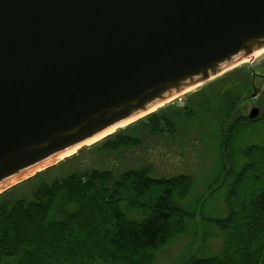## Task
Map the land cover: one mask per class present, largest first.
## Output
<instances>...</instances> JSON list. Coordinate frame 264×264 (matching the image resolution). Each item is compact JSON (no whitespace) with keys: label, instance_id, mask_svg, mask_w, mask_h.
<instances>
[{"label":"water","instance_id":"1","mask_svg":"<svg viewBox=\"0 0 264 264\" xmlns=\"http://www.w3.org/2000/svg\"><path fill=\"white\" fill-rule=\"evenodd\" d=\"M263 47L264 0H0V191Z\"/></svg>","mask_w":264,"mask_h":264},{"label":"trees","instance_id":"2","mask_svg":"<svg viewBox=\"0 0 264 264\" xmlns=\"http://www.w3.org/2000/svg\"><path fill=\"white\" fill-rule=\"evenodd\" d=\"M241 85L222 89L215 109L224 150L217 182L225 190L227 216L212 223L223 242L214 250L205 242V231L203 243L184 256L183 264H236L237 259L264 264V144L251 140L250 130L264 123L246 116L227 122L244 92ZM180 123L154 113L89 148L120 153L141 147L147 136L164 128L175 133ZM115 166L47 179L53 166L0 194V264H155L160 250L187 234L196 219V206L183 205L195 179L155 177L152 164ZM43 175L37 186L24 190ZM41 237L56 248L42 258L29 247Z\"/></svg>","mask_w":264,"mask_h":264},{"label":"rangeland","instance_id":"3","mask_svg":"<svg viewBox=\"0 0 264 264\" xmlns=\"http://www.w3.org/2000/svg\"><path fill=\"white\" fill-rule=\"evenodd\" d=\"M253 56L242 60L203 85L177 96L162 107L159 106L160 108L158 107L159 110L156 113L171 119V122L174 119L181 120L182 123L179 124L180 127L175 133H172L169 128H164L162 132L147 136L141 147L120 151V153L112 155L101 154L88 147L82 148L79 154L59 162L55 168H52V172L50 171L51 173L46 176L47 179L55 177L57 173L59 177H66L73 172L88 168H110L115 165V168L124 169L152 164L156 177L192 174L196 181L189 200L195 201L198 197L208 195L201 201L200 198L198 200L197 221L199 226L193 223L194 227L191 229L190 235L179 237L162 248L155 263L181 264L183 257L197 248L199 242L197 240L202 241L203 216L210 217L209 220H211L213 217L227 215L224 190L218 188L215 182L218 173H216L217 163L224 158V150L219 144L220 139L215 132L218 114L215 116L216 113H213V108L219 110L220 86L231 84L233 81L236 82L233 84H242L240 89L245 82L246 86L249 85L243 86L242 97L239 99L238 105L234 107L233 116L227 119L228 123L234 122L237 117L248 116L246 108L249 109L251 106H259L264 109V52L260 55L255 53ZM254 86L258 89L261 88L258 90L260 95L254 93ZM209 97H213V99L209 100ZM186 106L189 107L188 110H186ZM180 113L181 115H179ZM139 129L140 127L134 131L137 132ZM250 130L254 132L251 140L264 144V128H251ZM65 158L67 157L62 159ZM43 178L44 175L35 179L31 184L25 185L24 190L37 186ZM210 191L212 192L210 193ZM190 206L192 207L193 203ZM23 229L26 231V226ZM196 229L197 232H194ZM205 229L209 246L213 249L220 248L223 240L219 228L209 222L205 225ZM90 232L92 233V230ZM29 247L36 253L38 252L40 258L46 254H51L56 249L55 244L49 243L48 238L45 239V237H41L39 243L31 244ZM236 261V264H244L238 259Z\"/></svg>","mask_w":264,"mask_h":264},{"label":"bare ground","instance_id":"4","mask_svg":"<svg viewBox=\"0 0 264 264\" xmlns=\"http://www.w3.org/2000/svg\"><path fill=\"white\" fill-rule=\"evenodd\" d=\"M263 52H264V48H262V49H260V50H257L255 53H258V54L260 55V53L262 54ZM255 53H254V54H255ZM252 57H254V56L252 55ZM158 107H159V106H158ZM158 107H156L155 109H157ZM155 109H154V110H155ZM154 110H153V111H154ZM136 119H137V118H134V119H132V120H130V121H127V122L121 124V125H122L121 127L126 126L127 124L131 123L132 121H134V120H136ZM116 129H117V127L114 128V129H112L111 132L115 131ZM107 134H108V133H104V134H102V135H100V136L94 138L93 140L89 141L88 144H91V143H94L95 141L100 140L102 137H104V136L107 135ZM78 149H79V147H75V148H73V149H70L69 151H67V152H65V153H63V154H61V155H59V157L56 158V159L53 160V161H59V160H61L63 157H68V156L72 155V153L76 152ZM48 164H49V163H47V165H48Z\"/></svg>","mask_w":264,"mask_h":264}]
</instances>
